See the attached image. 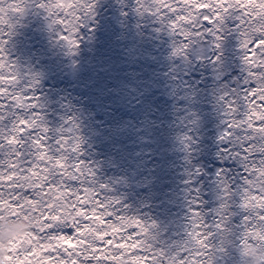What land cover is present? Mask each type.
<instances>
[{
  "label": "snow or ice",
  "instance_id": "obj_1",
  "mask_svg": "<svg viewBox=\"0 0 264 264\" xmlns=\"http://www.w3.org/2000/svg\"><path fill=\"white\" fill-rule=\"evenodd\" d=\"M255 4L264 8V0ZM98 5L99 0H0V214L32 211L36 201L33 214L38 217L32 234L10 254L9 264H111L112 257L125 253L138 256L141 264H209L213 249L208 245L222 232L264 227V176L258 175L264 169V119L247 118L253 110L264 115V35L249 31L258 22V8L250 0L125 4L137 16L153 19L157 31L175 38L174 57L187 59L190 50L200 51L206 43L215 50L212 62L222 67L225 42L232 38L237 45L240 75L216 97L221 154L236 163L237 172L232 177L224 169L218 172L220 193L205 211L200 188L195 187L203 173L193 168L192 178L185 181L193 185L186 197L187 223L179 240L165 241L154 222L132 213L120 197L111 195L109 184L97 179L95 168L84 159L78 118L61 117L58 126L49 124L37 95L39 74L21 69L9 56L11 38L29 10L43 12L56 41L67 55L76 56ZM175 93L184 98L178 80ZM195 123L193 113L180 117L185 131L177 139L189 153ZM57 188L67 193L66 212L49 207V193ZM249 200L260 207L249 211ZM90 229L102 239L93 238ZM149 233L153 238L146 242ZM58 241L75 247L57 246Z\"/></svg>",
  "mask_w": 264,
  "mask_h": 264
},
{
  "label": "rangeland",
  "instance_id": "obj_2",
  "mask_svg": "<svg viewBox=\"0 0 264 264\" xmlns=\"http://www.w3.org/2000/svg\"><path fill=\"white\" fill-rule=\"evenodd\" d=\"M250 2L258 8V22L250 34L264 35V8ZM126 3L131 0H99L91 31L76 56L67 55L56 41L43 12L29 10L11 38L9 56L21 69L39 74L37 95L51 126H58L61 117L78 118L84 159L95 168L97 179L111 186V195L120 197L143 221L154 222L163 240H179L187 223L186 197L193 185L185 181L192 178V169L203 173L195 187L200 188L205 211L220 193L218 172L224 169L229 177L237 172L236 163L221 154L216 105L218 91L240 75L236 40L225 42L222 67L212 62L215 50L206 43L200 51L190 50L187 59L174 57L175 38L157 31L153 19L137 16ZM177 80L184 98L175 93ZM185 112L196 119L190 153L177 139L185 131L180 125ZM252 116L264 119L254 110L247 118ZM258 175L264 176V169ZM48 200L49 207L69 209L67 193L58 188ZM255 207L259 203L249 200V211ZM36 208L33 201L32 211L0 214V264H9L10 254L32 234ZM89 231L102 239L95 229ZM152 238L149 233L146 242ZM62 244L75 247L57 242ZM208 246L213 249L209 264H264V227L245 228L238 234L229 229ZM111 264L141 261L125 253L112 257Z\"/></svg>",
  "mask_w": 264,
  "mask_h": 264
}]
</instances>
